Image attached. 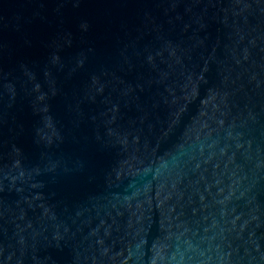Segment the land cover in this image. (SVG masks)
<instances>
[{"label": "water", "instance_id": "95a60500", "mask_svg": "<svg viewBox=\"0 0 264 264\" xmlns=\"http://www.w3.org/2000/svg\"><path fill=\"white\" fill-rule=\"evenodd\" d=\"M0 264H264V0H0Z\"/></svg>", "mask_w": 264, "mask_h": 264}]
</instances>
